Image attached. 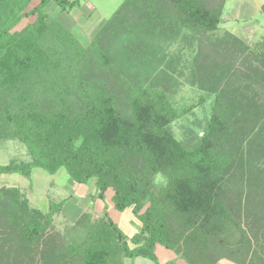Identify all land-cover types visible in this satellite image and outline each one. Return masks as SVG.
<instances>
[{
    "label": "trees",
    "instance_id": "1",
    "mask_svg": "<svg viewBox=\"0 0 264 264\" xmlns=\"http://www.w3.org/2000/svg\"><path fill=\"white\" fill-rule=\"evenodd\" d=\"M32 2L0 0V140L30 155L0 175L65 168L94 180L92 200L112 189L140 226L129 235L107 210L86 211L61 230L70 196L43 210L3 185L0 264H160L158 245L176 255L166 264H264V42L218 32L226 0H125L86 46L45 11L81 0ZM184 69L212 98L189 143L171 129Z\"/></svg>",
    "mask_w": 264,
    "mask_h": 264
},
{
    "label": "rangeland",
    "instance_id": "2",
    "mask_svg": "<svg viewBox=\"0 0 264 264\" xmlns=\"http://www.w3.org/2000/svg\"><path fill=\"white\" fill-rule=\"evenodd\" d=\"M124 1L81 0L80 6L67 11H63L55 2H50L45 7V11L49 14L48 21L59 18L79 41L86 46L106 20L120 9ZM38 2L39 0H33L30 7H33ZM263 3L264 0H226L218 32L222 34L230 31L242 37L246 42L251 43V46L258 47L259 44L264 42ZM34 18L35 16L24 18L13 30L22 29L27 22ZM176 47L177 45L174 46L173 50ZM187 56L190 57L188 54ZM187 76L188 70L184 69L183 75L178 77L181 85L172 99L173 104L178 109L179 116L171 123V129L178 140L189 143L194 140L193 138L196 135H200L206 126L207 119L210 118L212 112V98H206V100L202 101V98L206 97L205 90L196 85H191L187 81ZM13 159L19 161L29 160L30 155L27 146L18 140H0V165H6ZM41 173L43 175H40ZM36 175H40L43 178L39 180ZM157 178L159 182L164 181L162 176ZM93 184V179L88 184L74 183L65 168H61L56 174H50L42 168H37L34 178L32 177L31 179L19 173H3L0 175V186L23 187L31 198V203L36 206L44 207L49 196L55 200L71 196L66 202L62 214L55 218L56 228L58 229L62 230L68 223H74L83 212H91L94 217H97L103 215L107 210L108 214L129 235L138 231L140 224L131 209L121 212L113 207L111 201L112 189L108 190L106 201H95L91 200L90 196L87 198L84 196V201L80 200L77 202V199H80L78 197H81L79 192L91 191V194L95 191ZM156 252L160 264H166L176 257L173 251L162 245L157 246ZM176 260L177 264H186L182 259ZM125 262V264H154L153 261L143 257L127 258Z\"/></svg>",
    "mask_w": 264,
    "mask_h": 264
},
{
    "label": "crops",
    "instance_id": "3",
    "mask_svg": "<svg viewBox=\"0 0 264 264\" xmlns=\"http://www.w3.org/2000/svg\"><path fill=\"white\" fill-rule=\"evenodd\" d=\"M37 169V168H36ZM36 169H34L33 170V173H32V177L34 178V175H35V171H36ZM40 175H43L42 173L40 174ZM40 175H36V178L37 179H41V178H43V177H40ZM54 181V180H53ZM38 182V181H37ZM23 188V187H22ZM86 189H88V187H86ZM90 191V190H89ZM81 195V197H78V198H80V199H77V202H79L80 200L82 201H84V196H86L85 198H87L88 196H90L89 194H90V192H79ZM48 195V194H47ZM52 197H48L47 198V202H46V204H45V206L43 207V206H36V205H34L35 207H38V208H41V209H43V210H46L47 209V207H48V203H49V200L51 199ZM70 198H71V196H70ZM53 199V198H52ZM75 199V198H74ZM30 200H31V198H30ZM92 200V199H91ZM103 201V200H102ZM81 203V202H80ZM64 211V210H63Z\"/></svg>",
    "mask_w": 264,
    "mask_h": 264
}]
</instances>
